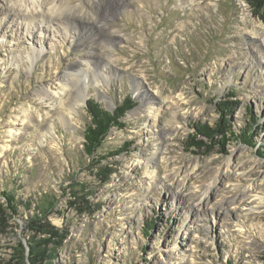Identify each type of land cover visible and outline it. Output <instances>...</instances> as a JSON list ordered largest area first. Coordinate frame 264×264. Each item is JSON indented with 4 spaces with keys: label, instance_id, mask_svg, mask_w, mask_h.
<instances>
[{
    "label": "rangeland",
    "instance_id": "obj_1",
    "mask_svg": "<svg viewBox=\"0 0 264 264\" xmlns=\"http://www.w3.org/2000/svg\"><path fill=\"white\" fill-rule=\"evenodd\" d=\"M65 1L75 14L50 19ZM13 2L0 0V264H264V43L243 16L264 23L246 1ZM67 71L64 103L88 92L71 126L23 123ZM91 98L131 101L92 155ZM226 101L225 134L188 146Z\"/></svg>",
    "mask_w": 264,
    "mask_h": 264
},
{
    "label": "bare ground",
    "instance_id": "obj_2",
    "mask_svg": "<svg viewBox=\"0 0 264 264\" xmlns=\"http://www.w3.org/2000/svg\"><path fill=\"white\" fill-rule=\"evenodd\" d=\"M37 1V0H35ZM16 4H19V5H22L24 6V3H22V0H14V2L12 3V10H10V12H14L13 11V8ZM69 5L67 4V1L65 2H62L58 5H55V6H51L50 9H51V13H55L53 15L49 14V18L53 20H55L57 23H62L63 21L59 18L60 16H63L64 14H75V13H70V12H67L68 9H70V7H68ZM67 9V10H66ZM72 9V8H71ZM66 12V13H65ZM67 16V15H66ZM73 17V16H72ZM59 20V21H58ZM247 19V17L244 15L243 16V27L242 29H244L245 31L249 32L252 34V36L258 38L259 41H261L262 43H264V24H262L261 22H255V24L252 22V21H249ZM261 53V49L259 48H256L255 46H248V49H247V55L249 56V58L251 57V59H255L256 58V55L257 54H260ZM79 67L81 69V71L83 70H91V65L89 62H85V63H80L79 64ZM93 71V70H92ZM73 73L74 71H67L66 73H64V76L66 77H62L60 83H61V87L58 88V90L56 91H52L50 89V86L49 85H46L45 87H42L43 89L42 90H37V95L40 96L42 95V97H39L40 100L41 99H44L46 101V103L49 104L50 109L47 110L46 113H39V112H32L30 109L28 108H25V107H22L21 108V111L22 113L24 114L23 115V119H22V122L23 123H27L29 121V115L30 117H36V120L35 121H38L40 119H42L43 117H49L51 118L50 116H52L53 114L56 115V118L57 120L63 124V126L65 127H69L71 126V123H72V119H71V116H72V111L75 110L77 107L76 106H79L83 101H84V98L87 96L88 92L85 93V91H78V92H75L74 95H72L69 99L68 102L64 103V98H63V94H66L68 90H72L73 86H75V78H73ZM93 77L96 78V75L93 71ZM93 84V83H92ZM93 86H96L98 87V90L97 91H100L99 90V87H102V86H97V81H95V83L93 84ZM52 93V95H51ZM50 98L54 99L53 101H50ZM164 103V102H163ZM162 103V104H163ZM161 103L159 105H162ZM157 109L155 106H152L150 107L149 106V112L150 114H154V112H156ZM34 113V114H32ZM51 114V115H50ZM156 118V117H154ZM153 118V119H154ZM50 127H53V125H50ZM9 134H13V130H9L8 132ZM17 133L15 132V135ZM216 177H213V180L211 181V191H213V184H214V181L216 180ZM208 189H210V187H208ZM250 190H246L245 194H249ZM242 196V195H241ZM200 199H198L196 201L199 202Z\"/></svg>",
    "mask_w": 264,
    "mask_h": 264
},
{
    "label": "trees",
    "instance_id": "obj_3",
    "mask_svg": "<svg viewBox=\"0 0 264 264\" xmlns=\"http://www.w3.org/2000/svg\"><path fill=\"white\" fill-rule=\"evenodd\" d=\"M249 5V8L252 11V14L258 17L264 23V0H245ZM126 103H122L119 107H117L114 111H107L100 107L98 102L91 98L86 102V110L89 113V121L85 126V130L83 131L84 136V151L88 154H93L95 150L102 144L104 137L107 135V131L113 125H120V122L117 120L119 117H122L127 108L130 107L131 101L126 98ZM236 104L235 101H226L223 103L222 107V118L214 124V127L207 126L206 124H198L194 126L195 134L189 135V141L187 142L188 146L201 148L203 145H206V142H203L198 137H206L211 139L214 135L223 136L227 131V125L224 112L232 110L231 104ZM235 106V105H234ZM198 138V139H197ZM246 138H248L246 136ZM242 140L245 138L242 137ZM7 201L12 202L14 197L11 195H6ZM37 253L35 257H38Z\"/></svg>",
    "mask_w": 264,
    "mask_h": 264
},
{
    "label": "clouds",
    "instance_id": "obj_4",
    "mask_svg": "<svg viewBox=\"0 0 264 264\" xmlns=\"http://www.w3.org/2000/svg\"><path fill=\"white\" fill-rule=\"evenodd\" d=\"M97 86H101V82L99 80L97 81Z\"/></svg>",
    "mask_w": 264,
    "mask_h": 264
},
{
    "label": "water",
    "instance_id": "obj_5",
    "mask_svg": "<svg viewBox=\"0 0 264 264\" xmlns=\"http://www.w3.org/2000/svg\"><path fill=\"white\" fill-rule=\"evenodd\" d=\"M96 100V99H95ZM97 101V100H96Z\"/></svg>",
    "mask_w": 264,
    "mask_h": 264
}]
</instances>
